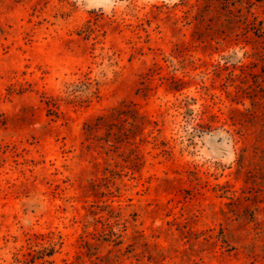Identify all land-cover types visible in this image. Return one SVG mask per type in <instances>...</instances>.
<instances>
[{
    "label": "rangeland",
    "instance_id": "rangeland-1",
    "mask_svg": "<svg viewBox=\"0 0 264 264\" xmlns=\"http://www.w3.org/2000/svg\"><path fill=\"white\" fill-rule=\"evenodd\" d=\"M211 1L0 0V264H264V0Z\"/></svg>",
    "mask_w": 264,
    "mask_h": 264
},
{
    "label": "trees",
    "instance_id": "trees-1",
    "mask_svg": "<svg viewBox=\"0 0 264 264\" xmlns=\"http://www.w3.org/2000/svg\"><path fill=\"white\" fill-rule=\"evenodd\" d=\"M214 3L215 0L208 2L207 8H211ZM172 80V90L181 91L184 89V86L186 85L185 81L177 77H173ZM251 99L252 103L257 106L258 102L255 100V98ZM152 123L154 122L139 110L137 104L134 102H123L108 112L100 115L93 122L88 123L85 129L89 139H96L100 144L104 141L111 147L119 149L120 145L132 143L134 145L136 143L135 140L138 137V133L140 134V132H144V130L147 129L149 125L151 126ZM100 131H104V135H100ZM137 149V147L130 149L129 156L126 157V162L135 169L140 168V166L143 164L142 156L137 152ZM108 207L111 208L110 205H108ZM104 231L107 233H112L115 236L117 235L116 239L113 240L116 246L123 243L124 236L122 234L115 233L112 229V226L110 229H106ZM107 233L104 235L107 236ZM83 247L91 249L93 244L90 242V240H84ZM91 251L92 250H90V253ZM111 252L112 251H110V254ZM53 255L54 249H51L47 256ZM105 258L108 260V264L118 263L116 260L118 256L113 257L112 255H109ZM43 264H45V262Z\"/></svg>",
    "mask_w": 264,
    "mask_h": 264
}]
</instances>
